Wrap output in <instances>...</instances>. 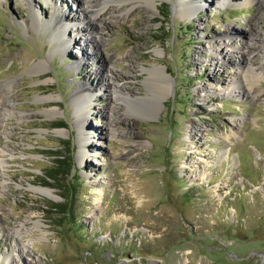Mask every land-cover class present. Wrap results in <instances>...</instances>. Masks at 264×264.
<instances>
[{
  "label": "rangeland",
  "instance_id": "obj_1",
  "mask_svg": "<svg viewBox=\"0 0 264 264\" xmlns=\"http://www.w3.org/2000/svg\"><path fill=\"white\" fill-rule=\"evenodd\" d=\"M191 1L184 13L178 0L108 9L99 48L75 29L62 49L41 23L54 11L73 18L68 28L86 23L76 0H0V82L16 78L9 105L27 114L0 120V264H264V78L227 91L235 45L264 38V6ZM110 59L130 95L109 112L97 86L93 101L74 102ZM251 62L264 72V57ZM155 64L167 88L147 79ZM55 150L71 170L47 179ZM22 222L29 232L8 236Z\"/></svg>",
  "mask_w": 264,
  "mask_h": 264
},
{
  "label": "bare ground",
  "instance_id": "obj_2",
  "mask_svg": "<svg viewBox=\"0 0 264 264\" xmlns=\"http://www.w3.org/2000/svg\"><path fill=\"white\" fill-rule=\"evenodd\" d=\"M53 1V0H52ZM73 1V0H72ZM80 6H82L83 14L85 15V19H87L86 23L80 24L77 27L70 26L68 28V23L73 20V18H68L65 13L61 12H55V14L49 18L47 22H42L41 26H46L49 29L51 37H53L56 41L59 42V47L62 49L67 48V45L73 44L75 41H73L72 37L69 36L71 32H74L75 29H81L86 31V41L92 43L95 47L98 46L103 42V38L98 34V30H102L103 25L109 24L112 22L111 20L104 19V14L108 13V9L114 10L115 14H118L120 16L123 14V12L129 11L132 7H135L136 2L138 0H76ZM148 4H150L153 8L156 9V2L155 0H145ZM224 0H222L223 2ZM115 5V4H117ZM129 3V4H128ZM192 1L191 0H178V5L180 6L181 12H186L187 7L190 6L194 9H197L199 6L197 4H194L191 6ZM258 5L264 6V0H258ZM124 4H128L129 6L126 8L124 7ZM189 7V8H190ZM33 10V9H32ZM34 16L39 17L41 15V12L39 10L34 9ZM117 16V15H116ZM117 16V18H118ZM111 24V23H110ZM254 37H249L247 40L241 39L235 47L238 50L239 55H235L234 61L236 62L237 68L232 74L233 76L230 78V83L233 86L228 87L227 91L230 93L233 90V87H243L242 86V80L243 77L244 80L248 83L247 87H244V94L251 92L253 89V85L260 81L261 78H264V72L262 71H256L255 67L253 66L251 60L253 57L259 55L260 57H264V38L259 40L253 39ZM67 44V45H66ZM257 52V54H253ZM88 56V55H87ZM88 58V57H87ZM81 63V62H80ZM83 65L88 64V61L82 62ZM45 69V62L43 60L36 61L33 66L32 70L34 72H41ZM146 69V68H145ZM147 71L150 72V75L147 77L148 80H155L156 85L158 88H164L167 86L168 80H169V74L166 73L165 67L161 65L155 64L151 68H147ZM96 76L94 79H91L88 83H80L76 88L74 93L72 94V100L74 102H85L86 101H93L96 94L93 91V87L97 86L100 89L103 88V92L105 94H110L111 97V104L107 105L108 112L114 109V103L117 100H124V98L128 95H130L129 92L123 91V86L120 84H117L115 82V79L113 78V74L117 73L118 70L115 67L114 61L106 60V63H104L101 67H99L96 71ZM119 73V72H118ZM103 75V76H102ZM105 75V76H104ZM106 77V78H104ZM104 79L106 81L104 82ZM16 78H10L7 80H2L0 82V120L1 116L4 117L6 115H15L16 117H23L27 115L26 113H23L19 110H12L9 104V97L12 95L11 90L12 86L16 83ZM155 85V86H156ZM235 85V86H234ZM91 87V91L89 92ZM167 88V87H166ZM242 89V88H241ZM248 91V92H247ZM94 92V93H93ZM155 97L160 95L159 91H155ZM19 94V93H18ZM17 94V95H18ZM152 95V94H151ZM43 99L48 100L51 98V95L42 96ZM157 98V97H156ZM83 99V100H82ZM89 103V102H88ZM119 104V103H118ZM116 105V104H115ZM14 106V105H12ZM88 104H85L84 109L89 110ZM78 112H80L81 107H78ZM87 110V112H88ZM116 110V109H115ZM46 113L48 115H53V109H47ZM112 115V114H111ZM6 118V117H5ZM81 127L83 125L84 117L81 115ZM80 127V126H79ZM114 129V127L112 128ZM111 129V130H112ZM80 136V135H79ZM86 140L84 136H80V143H79V153L83 152L86 146ZM81 157V156H80ZM30 189L35 191L36 193L45 195L47 197L57 199L58 195L55 193L54 188L51 186H43V185H37L32 184L30 186ZM40 221H35L34 226H41ZM31 231V230H30ZM28 233L29 230L26 227V224L22 222L19 227L15 228L13 232H9L11 235H8L12 237V239L17 240L18 236L23 235L24 233ZM20 253H23L26 251V247H28L27 244H17Z\"/></svg>",
  "mask_w": 264,
  "mask_h": 264
},
{
  "label": "trees",
  "instance_id": "obj_3",
  "mask_svg": "<svg viewBox=\"0 0 264 264\" xmlns=\"http://www.w3.org/2000/svg\"><path fill=\"white\" fill-rule=\"evenodd\" d=\"M63 126L64 121L59 120L54 123V126ZM67 141L62 140L61 143L65 145ZM55 154V160L53 161L52 165L46 172L44 173V177L47 179L56 180L60 174H67L71 170V165L68 161L69 156L64 155L61 153L60 150L52 151ZM59 209H62L64 206L63 204H58Z\"/></svg>",
  "mask_w": 264,
  "mask_h": 264
}]
</instances>
